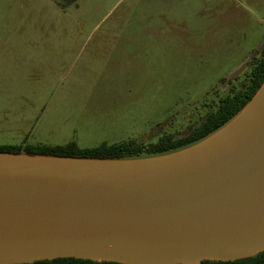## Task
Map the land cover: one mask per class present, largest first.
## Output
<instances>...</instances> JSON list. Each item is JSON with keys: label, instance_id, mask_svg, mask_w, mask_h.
<instances>
[{"label": "rangeland", "instance_id": "1", "mask_svg": "<svg viewBox=\"0 0 264 264\" xmlns=\"http://www.w3.org/2000/svg\"><path fill=\"white\" fill-rule=\"evenodd\" d=\"M62 4L0 0V145L185 136L264 48V0Z\"/></svg>", "mask_w": 264, "mask_h": 264}, {"label": "water", "instance_id": "2", "mask_svg": "<svg viewBox=\"0 0 264 264\" xmlns=\"http://www.w3.org/2000/svg\"><path fill=\"white\" fill-rule=\"evenodd\" d=\"M262 251L264 84L221 130L179 152L120 161L0 154V264H199Z\"/></svg>", "mask_w": 264, "mask_h": 264}, {"label": "trees", "instance_id": "3", "mask_svg": "<svg viewBox=\"0 0 264 264\" xmlns=\"http://www.w3.org/2000/svg\"><path fill=\"white\" fill-rule=\"evenodd\" d=\"M78 0H60L63 7ZM264 84V48L254 58L250 71L245 74L240 87L220 98L218 105L207 117L196 124L185 136L163 135L156 142L146 143L135 139L108 144L103 142L94 148H80L77 143L66 145H0V154L28 155L86 160H131L167 155L192 147L221 130L233 120L255 97ZM28 264H123L113 261H93L76 258H58ZM199 264H264V251L247 258L229 261L203 260Z\"/></svg>", "mask_w": 264, "mask_h": 264}]
</instances>
